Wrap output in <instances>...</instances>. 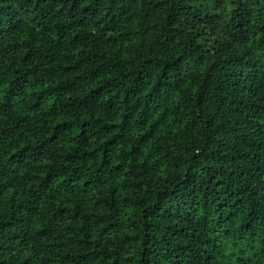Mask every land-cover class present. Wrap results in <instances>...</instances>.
I'll list each match as a JSON object with an SVG mask.
<instances>
[{"label":"trees","instance_id":"trees-1","mask_svg":"<svg viewBox=\"0 0 264 264\" xmlns=\"http://www.w3.org/2000/svg\"><path fill=\"white\" fill-rule=\"evenodd\" d=\"M0 264H264V0H0Z\"/></svg>","mask_w":264,"mask_h":264}]
</instances>
